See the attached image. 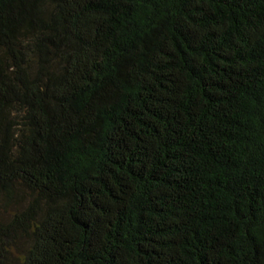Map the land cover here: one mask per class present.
Returning a JSON list of instances; mask_svg holds the SVG:
<instances>
[{
    "label": "trees",
    "instance_id": "trees-1",
    "mask_svg": "<svg viewBox=\"0 0 264 264\" xmlns=\"http://www.w3.org/2000/svg\"><path fill=\"white\" fill-rule=\"evenodd\" d=\"M0 264H264V0H0Z\"/></svg>",
    "mask_w": 264,
    "mask_h": 264
}]
</instances>
